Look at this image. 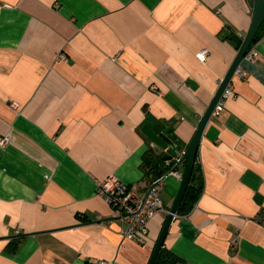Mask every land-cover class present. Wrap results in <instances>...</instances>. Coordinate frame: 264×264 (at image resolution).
Wrapping results in <instances>:
<instances>
[{
  "label": "crops",
  "instance_id": "1",
  "mask_svg": "<svg viewBox=\"0 0 264 264\" xmlns=\"http://www.w3.org/2000/svg\"><path fill=\"white\" fill-rule=\"evenodd\" d=\"M253 0H0V264H148L146 244L96 194L114 176L144 190L170 161L141 133L183 152L248 30ZM232 34L233 39L226 38ZM241 60L235 98L207 121L202 190L163 247L176 264H264V30ZM208 49L204 62L195 54ZM63 54L65 59L59 55ZM163 161V160H162ZM183 164L177 166L182 172ZM182 177L160 196L169 210Z\"/></svg>",
  "mask_w": 264,
  "mask_h": 264
},
{
  "label": "built area",
  "instance_id": "2",
  "mask_svg": "<svg viewBox=\"0 0 264 264\" xmlns=\"http://www.w3.org/2000/svg\"><path fill=\"white\" fill-rule=\"evenodd\" d=\"M207 54L208 49L203 48L195 56L199 61L204 62ZM257 55L258 52L252 45L247 49L242 59L252 61ZM59 57L65 59L63 54ZM233 75L243 77L245 72L238 66ZM230 98H235V93L228 84L213 108L211 115L220 114L224 109L225 101ZM7 140V137H0V146H3ZM171 161L173 167L178 166L179 156L173 157ZM173 167L160 176L152 178L144 190H139L136 186L129 185L114 176L96 181V194L105 199L111 206L114 217L122 223L121 233L125 240L146 244L150 220L160 212H168L160 196V191L166 177L170 175L177 178L182 177V172L178 171L177 168L173 169ZM255 218L264 223V212L257 213ZM98 264H106V262L100 261Z\"/></svg>",
  "mask_w": 264,
  "mask_h": 264
},
{
  "label": "water",
  "instance_id": "3",
  "mask_svg": "<svg viewBox=\"0 0 264 264\" xmlns=\"http://www.w3.org/2000/svg\"><path fill=\"white\" fill-rule=\"evenodd\" d=\"M263 21H264V0H253V7H252L251 19L248 30L245 33V35L242 37L240 46L238 48V51L230 68L228 69L226 75L222 79L212 101L210 102L206 112L201 118L194 135L192 136L191 140L189 141L183 152L180 153V151H178L177 143L173 141L165 133L155 132L152 129L148 128L146 124H143L140 128L141 133L151 142V145L163 151V156L161 157V160L170 161L173 157L179 156L178 165L185 164L181 185L179 187L178 193L171 207L167 212L165 221L155 241L148 264H155L160 249L163 247V242L170 227V224L177 215V211L179 209L180 203L184 197L185 191L190 181L191 173L193 170L198 146L200 143V139L204 127L211 116L212 110L215 107L216 103L218 102L224 88L230 83L235 69L240 65L244 54L246 53L252 41L254 40L256 32L260 28ZM176 167L177 166H174L173 169H175Z\"/></svg>",
  "mask_w": 264,
  "mask_h": 264
},
{
  "label": "trees",
  "instance_id": "4",
  "mask_svg": "<svg viewBox=\"0 0 264 264\" xmlns=\"http://www.w3.org/2000/svg\"><path fill=\"white\" fill-rule=\"evenodd\" d=\"M263 30H264V21L261 24L258 31L256 32L255 38L250 44V46H252L261 37ZM225 37L229 39H233L232 34H226ZM240 43L241 42L238 41V47L240 46ZM162 162L164 161L161 160V155H157V154H154L153 152H149V154L146 153L144 155L142 164L149 167V165H151L150 163H152L154 167V164L156 165ZM172 163L173 162L171 161L170 164L168 165L167 170L173 167ZM182 166H184L183 167V170H184L185 164H183ZM149 168L151 169L152 167L150 166ZM197 171H198V166H197L196 159H195L190 181L188 183L184 197L180 203L179 209L177 211V215L187 214L192 209L197 197L199 196L202 190V180L200 178V175L197 173ZM177 262H178L177 256L170 250L166 249L165 247H162L160 249V252L158 254L155 264H176Z\"/></svg>",
  "mask_w": 264,
  "mask_h": 264
}]
</instances>
